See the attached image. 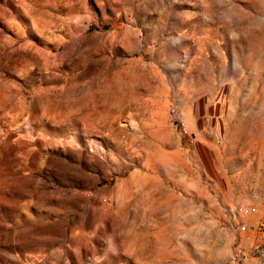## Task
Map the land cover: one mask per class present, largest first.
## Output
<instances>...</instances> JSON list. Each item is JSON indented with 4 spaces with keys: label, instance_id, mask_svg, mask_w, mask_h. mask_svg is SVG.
Masks as SVG:
<instances>
[{
    "label": "rangeland",
    "instance_id": "rangeland-1",
    "mask_svg": "<svg viewBox=\"0 0 264 264\" xmlns=\"http://www.w3.org/2000/svg\"><path fill=\"white\" fill-rule=\"evenodd\" d=\"M261 205L264 0H0V264H246Z\"/></svg>",
    "mask_w": 264,
    "mask_h": 264
},
{
    "label": "crops",
    "instance_id": "crops-1",
    "mask_svg": "<svg viewBox=\"0 0 264 264\" xmlns=\"http://www.w3.org/2000/svg\"><path fill=\"white\" fill-rule=\"evenodd\" d=\"M249 233L240 245L246 264H264V205L250 218Z\"/></svg>",
    "mask_w": 264,
    "mask_h": 264
},
{
    "label": "built area",
    "instance_id": "built-area-1",
    "mask_svg": "<svg viewBox=\"0 0 264 264\" xmlns=\"http://www.w3.org/2000/svg\"><path fill=\"white\" fill-rule=\"evenodd\" d=\"M240 212L243 213V214H245V215H251V214L256 213V208L249 207V208H246V209H241ZM241 230L242 231H245L246 230V226H242L241 227Z\"/></svg>",
    "mask_w": 264,
    "mask_h": 264
}]
</instances>
